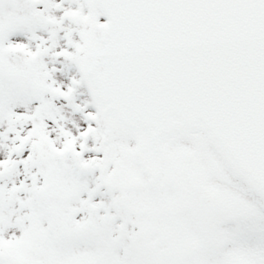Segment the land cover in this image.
<instances>
[{
    "label": "snow or ice",
    "instance_id": "1",
    "mask_svg": "<svg viewBox=\"0 0 264 264\" xmlns=\"http://www.w3.org/2000/svg\"><path fill=\"white\" fill-rule=\"evenodd\" d=\"M0 264H264V0H0Z\"/></svg>",
    "mask_w": 264,
    "mask_h": 264
}]
</instances>
